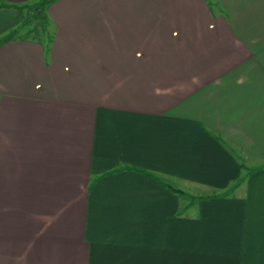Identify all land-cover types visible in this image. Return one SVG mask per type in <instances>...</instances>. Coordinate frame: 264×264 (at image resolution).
I'll return each instance as SVG.
<instances>
[{
	"label": "crops",
	"instance_id": "crops-1",
	"mask_svg": "<svg viewBox=\"0 0 264 264\" xmlns=\"http://www.w3.org/2000/svg\"><path fill=\"white\" fill-rule=\"evenodd\" d=\"M32 1L0 0V264H264V0H55L45 37Z\"/></svg>",
	"mask_w": 264,
	"mask_h": 264
},
{
	"label": "trees",
	"instance_id": "trees-1",
	"mask_svg": "<svg viewBox=\"0 0 264 264\" xmlns=\"http://www.w3.org/2000/svg\"><path fill=\"white\" fill-rule=\"evenodd\" d=\"M54 1L55 0H36V1H34V3L31 6L29 3H27L25 5H11V6L15 7V8H23V9L27 8L28 16L23 21L22 27L33 24L34 21H38V19H39L41 21L42 26H43V27L41 26L42 30L48 31L49 20H48V14H47V7L49 4H51ZM20 29L21 28H18L16 30H14L13 32L9 33L4 38L0 39V44L6 42L10 38H12L16 34H18ZM170 188H172L176 192L181 193L179 191V189H175L173 187H170ZM227 194L228 193H216V194H212V195L192 196V199L200 200V201L210 200V199H219V198L225 197Z\"/></svg>",
	"mask_w": 264,
	"mask_h": 264
},
{
	"label": "rangeland",
	"instance_id": "rangeland-1",
	"mask_svg": "<svg viewBox=\"0 0 264 264\" xmlns=\"http://www.w3.org/2000/svg\"><path fill=\"white\" fill-rule=\"evenodd\" d=\"M36 1V0H35ZM34 3V1H32L31 3H29L30 4V6L32 5ZM24 10V12H26V16H28V11H27V8H25V9H23ZM38 19V18H37ZM36 24H37V27L31 32V34H29V35H31V36H38V37H45L46 36V33H44V30H42L41 29V27H40V25L42 26V24H41V21L38 19V21H36L35 22ZM43 27V26H42ZM21 34H24V32H21ZM50 34V35H49ZM49 34H47L48 36L46 37L47 38V40H49V38H51L52 36H53V34L49 31ZM255 165H257V163L255 164ZM264 166V164H261V166ZM184 190H186V191H191L192 189L191 188H186V187H184ZM204 191H202V190H197V191H195V193L197 192V193H204V194H209V193H213V191H214V189H212V190H209V189H207V190H205V189H203ZM242 191H243V189H242ZM196 193V194H197ZM184 198H186L185 196H184ZM188 202V200H186V199H184V202H183V208H186V207H188V204L189 203H187ZM185 210V209H184ZM150 222L152 223V222H159V219L158 218H156L155 220H150ZM143 223H144V221H140V220H136L135 222H134V225H133V222H131L130 223V228H129V231H131L132 229L134 230V232H136L137 231V229L139 228L140 229V226H142L143 225ZM119 226H122V227H120L119 229H117L118 230V232L120 233V231H121V228H123L124 230H125V228H124V225H119ZM118 226V227H119ZM112 232H113V230H112ZM118 238L119 239H121V240H124V237H119L118 236ZM141 239L142 238H137L136 239V242H140L141 243Z\"/></svg>",
	"mask_w": 264,
	"mask_h": 264
}]
</instances>
